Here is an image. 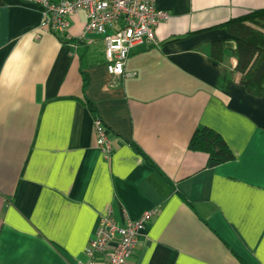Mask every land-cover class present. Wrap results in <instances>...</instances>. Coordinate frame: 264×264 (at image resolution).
Returning a JSON list of instances; mask_svg holds the SVG:
<instances>
[{
  "label": "crops",
  "instance_id": "obj_1",
  "mask_svg": "<svg viewBox=\"0 0 264 264\" xmlns=\"http://www.w3.org/2000/svg\"><path fill=\"white\" fill-rule=\"evenodd\" d=\"M155 7L171 19L131 49L121 78L84 11L55 35L34 4L0 0V264L86 263L104 218L148 212L128 264H264V96L241 85L238 44L218 28L264 0ZM201 128L234 158L210 167L191 150Z\"/></svg>",
  "mask_w": 264,
  "mask_h": 264
},
{
  "label": "built area",
  "instance_id": "obj_2",
  "mask_svg": "<svg viewBox=\"0 0 264 264\" xmlns=\"http://www.w3.org/2000/svg\"><path fill=\"white\" fill-rule=\"evenodd\" d=\"M37 6L43 26L53 34L66 35L67 18L79 11L86 13L88 33L100 35L105 43L107 70L111 76L125 77L131 49L147 39H154L155 30L170 21L168 13L155 7L156 0H26ZM96 143L99 149L111 153L103 121L95 119ZM154 212L136 221L118 225L110 217L104 218L92 240L87 254L90 260L79 264H97L94 255H101L105 264H128L135 254L141 233L151 222Z\"/></svg>",
  "mask_w": 264,
  "mask_h": 264
},
{
  "label": "trees",
  "instance_id": "obj_3",
  "mask_svg": "<svg viewBox=\"0 0 264 264\" xmlns=\"http://www.w3.org/2000/svg\"><path fill=\"white\" fill-rule=\"evenodd\" d=\"M218 28L235 38L238 48L235 52L240 73V83L247 92L257 98L264 96V10L244 17L232 19ZM211 57L221 62L225 50L220 42L212 44ZM190 149L209 155V166L214 167L234 158L226 142L216 132L199 129L190 143Z\"/></svg>",
  "mask_w": 264,
  "mask_h": 264
}]
</instances>
